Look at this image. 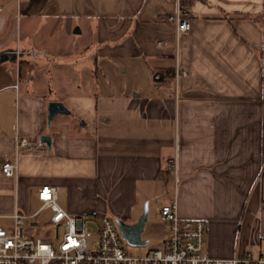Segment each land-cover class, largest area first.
I'll list each match as a JSON object with an SVG mask.
<instances>
[{"label":"crops","instance_id":"crops-1","mask_svg":"<svg viewBox=\"0 0 264 264\" xmlns=\"http://www.w3.org/2000/svg\"><path fill=\"white\" fill-rule=\"evenodd\" d=\"M186 2L189 75L176 89L177 0H0V158L18 135L32 142L15 177L0 173V214H28L47 184L69 213L134 223L177 183L180 216L206 222L211 257H264V0ZM83 33L91 43L69 54ZM15 52L39 81L14 71ZM117 63L126 81L109 91L100 74ZM52 100L71 113L49 124ZM176 154L177 178L166 165Z\"/></svg>","mask_w":264,"mask_h":264},{"label":"built area","instance_id":"built-area-1","mask_svg":"<svg viewBox=\"0 0 264 264\" xmlns=\"http://www.w3.org/2000/svg\"><path fill=\"white\" fill-rule=\"evenodd\" d=\"M0 10H2L0 8ZM175 26V65L172 75L176 84L189 75L181 67L179 51L181 38L191 31L190 9L186 0H177L176 10L170 17ZM158 46L169 45L158 40ZM32 142L17 136L12 149L0 158V173L5 177L17 175L23 150ZM167 169L177 178L180 172L178 155L167 160ZM177 182V181H176ZM61 188L42 185L38 189L41 206L33 213L22 212L18 206L11 214H0V264H262L264 257L255 258L251 252L233 259L211 257L205 250L206 222L180 216L179 197L160 209L164 238L159 246L145 254L127 251L117 219L108 215L91 216L67 212L58 203ZM48 209L49 229L44 236L34 233L37 217ZM7 220L4 224L1 220ZM158 230V229H157Z\"/></svg>","mask_w":264,"mask_h":264},{"label":"rangeland","instance_id":"rangeland-1","mask_svg":"<svg viewBox=\"0 0 264 264\" xmlns=\"http://www.w3.org/2000/svg\"><path fill=\"white\" fill-rule=\"evenodd\" d=\"M78 27V26H77ZM81 39H80V38ZM77 38L79 39L74 45L75 47L73 48V50H70L71 52H69V54H75L77 53V55H81L80 54V50L85 49L86 47H81L80 43L83 44V42H85L87 45L88 43H91V40L87 37L86 33L83 34H78ZM62 50V49H61ZM48 56H56L59 55V51L58 50H53L51 52H48ZM41 55H43L44 57H46L47 55L45 53H41ZM83 60V58H81ZM84 62V61H83ZM11 66L14 68L15 72H18V74H20L21 78L23 77V79H28L29 74L32 73V75L37 77V81L40 80L39 77V70L41 69L40 66L38 64H34L33 62H27L23 60V56L20 53H16L14 54V60L11 63ZM103 67H106V72L104 74H100V83L104 84L105 82H107V84H105V87L107 90H111L114 91L116 90V85L119 83V85L122 82L126 81V77L127 74H125V72H123V66L121 64H114L113 67H111L112 70H109L108 65H103ZM108 69V70H107ZM114 72V73H111ZM108 82H111V84H108ZM39 84V82L37 83ZM11 129H13V127H11ZM148 201V200H147ZM163 199L162 198H154L151 200L148 208L149 211L151 209V216L149 218V220L146 223V229L143 233V238L148 240L147 244L144 245H131L129 244L126 240L124 241L125 247L127 249L128 252L133 253V254H145L146 252L149 251V249L153 248V246H156L157 244L161 243L164 236H163V226H162V222L160 221V207L163 204ZM41 206V202L38 200L37 196L36 197H32L30 202H29V213L28 214H32L33 212H35L39 207ZM19 209L22 212H25L24 210H22L20 207ZM26 213V212H25ZM51 212L48 209L43 210L40 215L37 217V221L39 222L38 226H34V233L36 235L39 236H44L45 233L49 227L47 226V222L49 220V216H50ZM113 217V216H111ZM114 219H116L115 217H113ZM7 220L2 219L1 222L4 224ZM154 225L155 229H158V235H154L151 233V226Z\"/></svg>","mask_w":264,"mask_h":264},{"label":"water","instance_id":"water-1","mask_svg":"<svg viewBox=\"0 0 264 264\" xmlns=\"http://www.w3.org/2000/svg\"><path fill=\"white\" fill-rule=\"evenodd\" d=\"M76 33H80L79 27L75 29ZM58 113H71L70 109L61 101L52 100L48 104V123L51 124L54 116ZM84 124V122H82ZM51 137L43 135L40 138L41 144H47L51 147ZM149 219V208L145 207L143 213L134 223H127L123 219H117L118 227L122 233L123 238L131 245H144L148 243L147 239L142 237L145 230L146 223Z\"/></svg>","mask_w":264,"mask_h":264}]
</instances>
